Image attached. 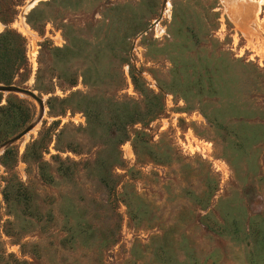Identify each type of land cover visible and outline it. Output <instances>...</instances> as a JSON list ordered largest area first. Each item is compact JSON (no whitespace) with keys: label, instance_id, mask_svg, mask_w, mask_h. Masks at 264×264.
Masks as SVG:
<instances>
[{"label":"rangeland","instance_id":"374dc122","mask_svg":"<svg viewBox=\"0 0 264 264\" xmlns=\"http://www.w3.org/2000/svg\"><path fill=\"white\" fill-rule=\"evenodd\" d=\"M230 1L0 0L42 103L0 91V264H264V0Z\"/></svg>","mask_w":264,"mask_h":264},{"label":"trees","instance_id":"16d2710c","mask_svg":"<svg viewBox=\"0 0 264 264\" xmlns=\"http://www.w3.org/2000/svg\"><path fill=\"white\" fill-rule=\"evenodd\" d=\"M202 72L203 74H200V79H198L199 82H203L204 78L203 76L205 75V78L208 80L207 85L215 89H222V90H227L228 88H230V85L233 83L230 81L229 79L224 76V75H219L216 73V76L214 77V75L212 74V72L210 71V69L206 66V67H202Z\"/></svg>","mask_w":264,"mask_h":264},{"label":"water","instance_id":"95a60500","mask_svg":"<svg viewBox=\"0 0 264 264\" xmlns=\"http://www.w3.org/2000/svg\"><path fill=\"white\" fill-rule=\"evenodd\" d=\"M0 91L20 92L32 98L34 101H36L39 104V106H41L42 104L40 98L32 90L29 89H25L13 85L0 84ZM26 131H28V129L23 130V132H21L19 136H22Z\"/></svg>","mask_w":264,"mask_h":264},{"label":"bare ground","instance_id":"6f19581e","mask_svg":"<svg viewBox=\"0 0 264 264\" xmlns=\"http://www.w3.org/2000/svg\"><path fill=\"white\" fill-rule=\"evenodd\" d=\"M260 1H261V0H259L258 3H260ZM34 2H35V1H34ZM230 2L233 3V0H231ZM32 4H33V1L30 2V3L28 4V6H30V5L32 6ZM28 6H27V7H28ZM231 6L234 8V11L237 10L236 8H237L238 6H236L235 3H233ZM241 11H242V10H241ZM238 12L240 13V10H239ZM241 13H242V12H241ZM241 13H240V15L238 14V16H241Z\"/></svg>","mask_w":264,"mask_h":264},{"label":"crops","instance_id":"0c3cea01","mask_svg":"<svg viewBox=\"0 0 264 264\" xmlns=\"http://www.w3.org/2000/svg\"><path fill=\"white\" fill-rule=\"evenodd\" d=\"M35 1V0H34Z\"/></svg>","mask_w":264,"mask_h":264}]
</instances>
